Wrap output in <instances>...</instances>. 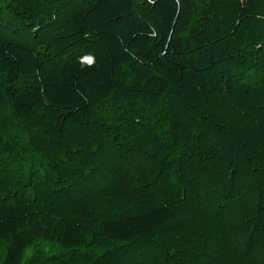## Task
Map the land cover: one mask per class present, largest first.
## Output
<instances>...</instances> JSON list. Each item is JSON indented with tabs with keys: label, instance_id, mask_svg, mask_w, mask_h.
<instances>
[{
	"label": "trees",
	"instance_id": "16d2710c",
	"mask_svg": "<svg viewBox=\"0 0 264 264\" xmlns=\"http://www.w3.org/2000/svg\"><path fill=\"white\" fill-rule=\"evenodd\" d=\"M0 264H264V0H0Z\"/></svg>",
	"mask_w": 264,
	"mask_h": 264
},
{
	"label": "built area",
	"instance_id": "2783aa9c",
	"mask_svg": "<svg viewBox=\"0 0 264 264\" xmlns=\"http://www.w3.org/2000/svg\"><path fill=\"white\" fill-rule=\"evenodd\" d=\"M84 60H85L86 62L91 63V62L93 61V58H92L91 56H86V57L84 58Z\"/></svg>",
	"mask_w": 264,
	"mask_h": 264
},
{
	"label": "rangeland",
	"instance_id": "374dc122",
	"mask_svg": "<svg viewBox=\"0 0 264 264\" xmlns=\"http://www.w3.org/2000/svg\"><path fill=\"white\" fill-rule=\"evenodd\" d=\"M33 253V248H30L26 252V257L30 256Z\"/></svg>",
	"mask_w": 264,
	"mask_h": 264
}]
</instances>
